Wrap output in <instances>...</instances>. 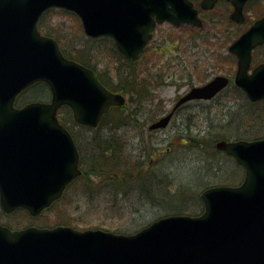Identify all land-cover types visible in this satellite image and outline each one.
<instances>
[{
    "label": "water",
    "instance_id": "1",
    "mask_svg": "<svg viewBox=\"0 0 264 264\" xmlns=\"http://www.w3.org/2000/svg\"><path fill=\"white\" fill-rule=\"evenodd\" d=\"M218 0H202L203 10ZM231 19H245L249 0H226ZM52 7L76 13L90 38L106 37L129 61L137 60L153 29L202 26L191 0H0V205L4 213L24 208L33 216L59 199L78 176L79 155L59 122L69 105L78 123L96 127L126 97L110 92L90 68L65 58L55 39L41 35L38 22ZM264 45V16L233 42L238 59L234 82L255 102L264 100V64L249 73L251 54ZM46 82L50 103L15 107L16 97L35 82ZM229 85L218 76L194 87L178 104L211 99ZM171 114L150 129L165 128ZM217 148L246 171L237 187L204 190L201 216L163 217L132 235L68 226L13 231L0 224V264H264V139L220 141Z\"/></svg>",
    "mask_w": 264,
    "mask_h": 264
},
{
    "label": "rangeland",
    "instance_id": "2",
    "mask_svg": "<svg viewBox=\"0 0 264 264\" xmlns=\"http://www.w3.org/2000/svg\"><path fill=\"white\" fill-rule=\"evenodd\" d=\"M207 14L211 17H216L219 11L207 12L205 15ZM50 22L61 25L64 29L60 33L61 35H65V33L69 34L70 26L73 27V34H77L76 22L74 23V18L69 13H61L55 10ZM161 30L152 40L150 44V48L152 49L149 48V53L144 59L145 61H149L148 67H153L152 72L154 76L151 78V83H153V86L156 85L153 92L156 94V97L152 98L153 101H146L143 109L144 113L141 116L145 130L148 129L149 124L157 121L173 108L172 105L175 103L179 92L188 90V83L191 88L192 85L199 86L210 81L215 76L226 74L225 71L219 68L215 60L216 54L222 52V49H218L219 43L216 41L217 39L212 38L210 40L211 47L207 49L208 45L202 44V40L192 41L190 29L188 28L185 29L184 36L180 32L181 30L171 29L167 25H163ZM218 37L221 38V35H218ZM84 39H87L85 35ZM185 43L187 52L183 50ZM262 51L264 52V50ZM178 54H181L180 58L177 57ZM168 66L171 69H168ZM143 67H146V65L143 64ZM165 71L167 73L165 82L167 83L158 86V83L162 80L160 73H165ZM173 80H176L175 84ZM177 80L179 82L183 81L181 88H178ZM23 95H25V100H30L25 101V103L35 101L46 102L51 98L50 90L44 85H35ZM221 101L229 103L227 97H224ZM158 108H163L166 111L165 114L159 115ZM200 110H194L192 107H189L185 112L189 111L191 114L182 117L192 119L191 129H193V137L206 142V147L202 151L197 146L191 145L192 142L190 144L183 143L185 142L184 139L188 138L185 137L184 129L181 128L180 116V119H173L165 130L153 132L150 136H147V134L145 136L137 134L139 130H135L127 131V134L121 137L122 141L126 139L130 142L126 153L131 155L135 161L138 156H144L142 160L150 164L152 169H148L146 171L147 174H158V177L160 174H165L168 177L164 178L165 184L172 180L171 184L160 186L162 189L166 187L170 188L172 193L168 198L169 203L165 207L166 210L156 204L155 199L147 201L145 197L137 192L133 193V196L127 198V200L126 198H119L117 205L113 206L114 200L109 199L107 196H102L92 201L91 199L98 193L96 190L94 192L92 190H84V192L78 194V192L73 193V189H71L67 193L66 201H62L55 209L46 212L44 216L37 220V223L45 221L49 222L50 227L55 226L56 223L53 221L57 220L59 216L64 215L76 218L75 224L77 225V229L80 230L98 228L107 229L113 233L121 232L120 234L125 235L135 234L142 228L150 225L153 221L161 219L164 215L169 216L170 214L167 215L166 212H172L173 209L180 207L177 201L178 197L173 195V193L182 184H188L187 186L191 189L198 188L195 190L200 195L206 188V185L210 187L220 185L234 187L241 184L244 181V169H241L237 162L226 154L212 156L214 155V150L211 149L212 145L214 146L216 139L222 140L228 137L227 139L234 140L237 137L253 135L257 129L262 130L264 125L256 124L255 126L254 123L256 122H249L251 126H247L245 122L247 118L245 108L226 110L220 107H213L209 115L210 117H207L205 112H201L200 115L197 114L196 111ZM237 111L241 113L237 114ZM192 112L197 116L196 123L198 128H193ZM243 117H245L244 120H242ZM73 131L77 135L83 133L85 138L91 137L82 128L74 127ZM262 135L264 136V129ZM212 141H214V144H212ZM169 146L172 148L171 152L165 153L164 150ZM150 149V155L146 156ZM216 158L221 159L224 163L222 167L224 175L214 170V165L217 163ZM220 175L222 176L219 177ZM146 184H150L153 187L157 185L152 177L148 178ZM94 185H89L88 187L92 189ZM112 207L116 210L115 212H113ZM201 208V211L204 212V206L201 205ZM28 216V214H19V212L8 216L2 212L0 206V222L10 224L17 230L29 226V223L26 222Z\"/></svg>",
    "mask_w": 264,
    "mask_h": 264
},
{
    "label": "trees",
    "instance_id": "3",
    "mask_svg": "<svg viewBox=\"0 0 264 264\" xmlns=\"http://www.w3.org/2000/svg\"><path fill=\"white\" fill-rule=\"evenodd\" d=\"M193 1L195 4L199 2V0ZM230 9V5L225 2H220L216 8V11L220 10L218 17H211L208 16V14L205 15L203 13L202 17L204 18V30L201 32V30L198 31L190 29L192 41L196 42L197 40H202L206 43V45H208L212 38H217L218 35H221L222 43H220L219 48L226 49L227 46L241 34V32L248 28L249 24H251L255 19L262 17L264 14V0H251L248 3L245 12L249 15V21L245 24L235 25L231 22L227 13H223L224 11L229 12ZM53 14V11H48L42 17V20L39 23L41 33L49 35L53 38L55 37L64 56H67L68 58L96 71L105 87H107L110 91L112 90L113 92L127 96L128 101L125 105H123V107H112L109 113L102 118L101 124L96 129H90L82 125L79 126L74 121L72 112L69 108H61L59 117L60 121L64 124L68 131L73 133L74 137L76 136L77 142L79 137L73 131V128L77 126L86 130L87 134L91 136H88V140H90L91 143L89 146L91 148H83L84 146L82 144H78L80 149L79 152L82 155V175L71 183L70 186H68V189L62 196L60 202L54 203L49 210L55 209L62 201H66L65 198L67 193L71 189H73V193L78 192V194L84 192V190H92V192L96 190L98 193L93 199H91L92 201L98 199L99 197L107 196L109 199L114 200L113 206L117 205V200L119 198H126L127 200V198L133 196V193L137 192L141 196L145 197L147 201L155 199V203L166 210L165 207L169 203L168 198L172 193L170 188L166 187L162 189L160 186L171 184L172 180L168 179L170 182L165 184L164 178L167 177L165 174H160L159 177L158 174H147L146 171L148 169H152L150 164H147L145 160H142L144 156H138L135 161L131 155L126 153L127 148L130 146V142L126 139L122 141L121 138L127 134V131L139 130L137 134H141L143 136L147 134V130L144 129L145 125L141 119V116L144 113L142 107L146 100H148L147 98L151 97L152 99L154 97L153 89H155L156 86H153V83H151V78L154 76L152 72L153 67H148L150 64L149 61L144 60L149 53V48L144 52L143 56L139 60L129 63L123 55L119 53L112 40L84 39L81 22H79V19L72 14L69 15L74 18V23L76 22L77 34H73V27L70 26L69 34L65 33V35H61L60 33L64 31L61 25L50 22ZM254 55L257 56L256 51ZM217 57H219L218 59L224 63L222 68L226 69L229 73H232L233 65H235V59H233L232 56L222 54L217 55ZM143 64H145L146 67L142 68ZM160 84H164L163 79L158 83V86ZM37 85L44 84L38 83ZM237 90L239 91V89ZM241 93L243 95L242 101L244 103L245 110L246 112L249 111L248 114L246 113V125L251 126L249 122H256L264 125V102L252 104L246 98L245 93ZM234 94L235 93H233V95ZM22 103L23 102L21 101L20 104ZM256 123H254V125ZM263 129L264 127L262 130L257 129L253 135H246L245 138H237L243 140H257V138L264 137L262 135ZM187 132L188 131H186V133ZM190 139L193 146H197L201 151L205 149L206 142L196 141L195 138L192 137ZM211 149L214 150V155L212 156L215 157L217 155H222V153L217 151L215 147H212ZM153 150L156 151L155 148H153ZM150 151L151 149L148 151L149 153L146 156L150 155ZM216 160L217 163L214 165V170L217 173H222V175H224V170L222 168L224 166L223 161L219 158H216ZM149 177H152L155 181L157 184L156 187L146 184ZM93 184L95 185L92 189H90L88 186ZM187 185L182 184V186H180L176 192L173 193V195L178 197L177 201L180 207L173 209L172 212H166L167 215L185 214L189 216H197L203 212L201 211V205H204L200 199V193L195 190L198 188L191 189ZM205 187L208 186L206 185ZM112 210L113 212L116 211L113 207ZM18 212L19 214H28L26 211L21 209H19ZM40 217L33 218L29 215L26 218V222L29 223V226L49 228V222L43 221V223H37V220L40 219ZM75 221L76 218L74 217L71 218L70 216L62 215L53 222L56 223L55 226L66 225L77 228ZM5 226L15 229L10 224H5Z\"/></svg>",
    "mask_w": 264,
    "mask_h": 264
},
{
    "label": "flooded vegetation",
    "instance_id": "4",
    "mask_svg": "<svg viewBox=\"0 0 264 264\" xmlns=\"http://www.w3.org/2000/svg\"><path fill=\"white\" fill-rule=\"evenodd\" d=\"M163 25H167V26H170V28L171 29H176V30H181L180 32L183 34V36H184V32H185V29H184V26H182V28L181 29H179V28H173L172 26H171V24H169L168 22H165V23H163L162 25H158L157 27H156V32H155V36H156V34L159 32V31H162L161 30V28L163 27ZM155 36H154V38H155ZM183 44V43H182ZM184 51H186V43L184 44ZM264 47V46H263ZM187 52V51H186ZM180 56H181V54H178L177 55V57L178 58H180ZM218 58V57H217ZM261 63H264V62H260V64ZM180 67H182L181 65H180ZM168 69L170 68L171 69V67H167ZM143 74H144V72H143ZM161 74V76L162 77H167V73H166V71H165V73H160ZM160 76V77H161ZM175 81L176 80H173V83L175 84ZM178 81V80H177ZM177 83V86H178V88H181V86H183V84H181V83H183V81H178V82H176ZM189 90H190V84L188 83V90H186V91H183V92H179V94H178V97L175 99V103L172 105L173 106V108L172 109H170V111H168L167 113H172V117H173V119H175V118H179L180 119V117H181V127H183V128H187V129H189V128H191L192 126H191V124H192V119L191 118H186V117H182V116H185V115H189V114H191V112H185V110H187V109H189V107H192V109H194V110H200V111H196V113L197 114H199L200 115V113L201 112H205V115L207 116V117H210L209 115L210 114H208V112H211V109L213 108V107H220L221 109H226V110H228V109H230V108H233V107H239V103H237V101H236V103L234 104V103H228V102H222L221 100H223L224 99V97H227V94L225 93V92H231V91H233L234 90V93H238L237 92V87H235V86H229L228 88H225V89H223V90H221V92H219V94H217V95H215L213 98H211L210 100H204V99H200V100H196V99H193V100H189V101H187V102H185V103H182V104H180V105H178L177 106V104H178V102L183 98V97H185L187 94H188V92H189ZM154 97H156V94H154L153 95ZM237 98H238V96H237ZM148 100H150V101H153V99H151V97L150 98H147ZM148 100H146V101H148ZM146 103V102H145ZM145 103H144V106H145ZM159 109V115L160 114H165V112L166 111H164L163 110V108H158ZM166 115V114H165ZM180 116V117H179ZM192 117H193V128H195V127H197V123H196V119H197V116L192 112ZM198 128V127H197ZM193 131V129H190L189 130V132H192ZM88 135V134H87ZM78 137H79V139H78V142H77V139H76V136L74 137V141H75V143H76V145H77V147H78V149H79V145L78 144H82L84 147L83 148H91L89 145L91 144L90 143V140H88V137H84L83 136V133H80V135H78ZM80 137H82V138H80ZM80 150V149H79ZM170 150H171V148L169 147V148H166V150H164V152H166V153H169L170 152Z\"/></svg>",
    "mask_w": 264,
    "mask_h": 264
}]
</instances>
